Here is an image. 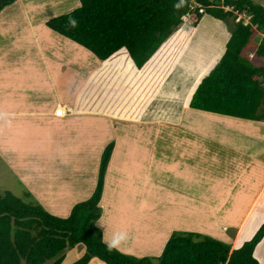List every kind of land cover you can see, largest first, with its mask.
<instances>
[{
  "label": "rangeland",
  "instance_id": "obj_1",
  "mask_svg": "<svg viewBox=\"0 0 264 264\" xmlns=\"http://www.w3.org/2000/svg\"><path fill=\"white\" fill-rule=\"evenodd\" d=\"M250 1L254 5L264 7V0ZM78 7V0H15L12 5L2 9L0 13L6 9H14V11L13 14L9 16L8 20H6L3 24V27H0V68L2 70H15L21 78V76L24 77L28 70H31L35 67V65L37 66L35 59L37 55L40 54L48 58L50 63L44 61V69L48 71L50 66L53 68L55 64H60L61 55H66L69 57L68 67L71 70L70 74L75 75L79 71V67L75 66L73 67V70L71 69L73 65L72 50L74 48L77 50L80 47L68 40L56 36V34L54 35L50 33L45 29V27H43V25L40 26L39 22H43L45 20L49 21L51 19L70 14ZM17 10H20L21 14L28 13L29 18L33 19L31 23H33L34 27L40 26L41 30L38 31L37 37L39 42L41 40L43 41H41V45H38V48L34 47L38 44V42L31 40L33 38L30 30L31 24L26 23V19L23 16H20L18 13L19 11ZM226 10H228V8H226ZM30 12L34 15L29 14ZM234 15L235 18H233V21L228 20L226 23H223L224 25H221L224 29L227 28L225 30L226 33L223 31L218 33L215 32L217 28H215L214 25L217 23L210 17H204L202 19L203 25L201 29L197 32L194 31L195 33H193L192 37H188L184 34H176L170 39L168 45L166 47L164 46L165 48H163L159 54V56L164 59V64L168 65V67L164 69L165 72L168 71V73H171V68L169 66L170 60L175 61L177 58L176 54L183 53L180 60L178 58L175 61L176 65L174 63V74L172 76L169 75L170 77L168 76L169 78L167 77L165 79L166 82L163 85L162 82L164 80L162 81L161 78L163 75L165 76L166 73L162 75L153 74L155 75L153 82L157 84L161 83L162 86L160 89V97L168 100L169 98H173L175 94L180 98L186 99L194 88L195 83L201 80L204 76L212 73L213 69L218 65L225 52L229 35L231 36L232 31L236 28L234 21L237 23L236 19H240L245 25L250 22L249 18L245 16L238 15L235 12ZM36 19L39 22H36ZM187 19V16L183 19L184 29L189 35L195 27L193 23L187 21ZM187 28L191 29L187 31ZM187 37L189 38L188 41ZM262 37L263 35L257 33L254 40L250 42L247 49V53L250 54L248 56L249 59L254 57L253 53ZM186 41L189 44L185 45ZM182 45L185 46L183 47ZM29 49L33 51V55L27 59L25 55L28 54ZM80 52L82 57L88 56L86 61H84L81 66V88L87 84L89 78L96 77L93 76L95 71L98 73L108 74L110 77L108 80H105L108 81V83L113 80V76H116V80L113 81L115 84L112 87H109V84H107L105 90L109 88L113 89L115 86L120 85V83L124 88H130L131 77L135 74V68L129 61L124 62L118 60L111 67H101L94 55L87 53L81 48ZM215 56L217 57L213 61ZM183 60H188V64L186 61L183 62ZM94 66L97 67V70L95 71L92 70ZM154 67L155 64L152 63L147 66V69L152 70ZM116 68L121 69V72L118 70L115 74H113V71ZM130 71H132L131 74ZM185 71H188L187 75L185 74ZM124 73L128 77L126 80L122 78ZM150 80L151 79H147L146 84L148 87L150 86L149 90L152 91L154 89V84L149 82ZM133 83H136V81L134 82L133 80ZM65 87H67V85ZM135 89L138 91L137 87H135ZM145 89L148 90L147 88ZM39 91L45 92L46 90L40 89ZM115 99L118 101L119 96L115 97ZM159 100H154L150 104V106L145 110L143 118L140 117L137 123L126 120L129 114L127 110H121V112L118 110H111V117L113 120L106 119L109 123L101 124L102 121L105 122L103 115V118L96 117V120L91 119V123L88 121L83 122L82 124L77 122L75 123L74 128L65 130L64 136H61V134L56 131V126H51L47 129L45 126L41 127V130H39L41 135L37 138L38 140L34 143V146H30L32 149L30 152V148L28 149V146L23 147L22 149H16L14 148L15 145L10 143L8 148L9 150L7 152L4 151L0 153V195L9 192L28 205H40L48 212H50L48 209H51V211L54 212L53 215L57 217L68 218L71 212H67V210L73 205L74 200L69 199L71 201L70 204L62 206L61 208L54 206L55 204H45L48 199L46 198L45 193L43 194V192H41L40 186H43V184L41 183V178L36 177L35 172L36 170H39L43 160L45 159V154H50L52 157L56 158L53 164H57L59 161L65 162L64 159H57V154L66 150L63 148L65 143H71L68 141L69 134L73 139L75 134L78 132V128L80 127L81 129V127L84 126L82 129L90 130V140L89 142H86V145H89L91 150H100L101 155L104 149L111 142L115 143V146L120 143V150H116L119 151L118 159H116V169H114L113 172H108L110 168L109 163L107 166L104 179L106 193L100 203L101 221L97 224V226H101L102 228L108 226L112 229L110 237L108 236V240L112 238L114 233L121 232L123 229L131 230L129 225H125L119 222V220L126 218L131 211L135 210V206H133L134 201L122 200L136 199L137 195L140 199H144L145 201H151L154 197L158 198V195L160 194L157 190L162 188V181L160 179L169 178L163 197L155 200L151 205L145 207V210L150 212V219H148L147 222L153 224L157 228L156 231L154 230V227H150L148 230L144 228L138 234H136V232H132L131 234L127 233V240L133 244V247L136 250L120 246L119 250L122 254L139 259L148 258L152 260L153 264H158V260L174 232L197 233L232 246L233 243L231 241H233L235 237L234 234L237 231L236 229H233L231 225L237 226L240 224L243 217H245V214L249 211V209H251L255 193L254 189L249 191V189L246 190L245 187H242L245 192V200L244 202H239L234 205V202L241 200L238 199V195L233 192V190L227 191L230 183H227L225 180H220L219 182L213 180L203 181L202 186H198L193 182L186 183L184 180H187L190 177V174L179 172L170 162L169 156L174 153L175 143L166 137L165 131L167 130L160 134L158 141L154 140V136L159 133V129L156 126L158 123L156 122L163 118L164 114H169V119H171L170 122L174 124V121L179 118L178 114L183 109H186V107L184 105V101L176 100L177 107L175 108H177V110L175 111V116H173L171 114L172 112L167 111L170 104L166 102L160 103ZM112 102L113 100L109 99V104H107L106 107L110 106ZM124 104L125 107H127L129 102ZM101 112H99L98 115H100ZM187 113L191 116L190 121L192 124L201 125V122L205 121V115L199 112L189 109ZM92 121L95 123H92ZM140 121L147 122V125L142 124L141 127L143 130H139V125L142 123ZM242 122L245 121L242 120ZM257 124L258 123H254L252 126H256L257 128L259 126L262 132H257L255 127H251L250 130L243 129L240 131V134L232 133L231 135V132L228 131L230 133H227V137H229L230 143H234L237 147L250 145L253 140V138H251L253 132L257 133V135L264 136V126L259 124L257 126ZM110 126H112V129H110ZM162 128H166V125ZM35 129L37 130L38 126H36ZM233 135H237V139L231 137ZM144 136L149 139H146ZM24 138H26V136ZM54 139L55 141L52 142ZM80 145L84 146L85 143ZM140 145L142 146V150H147L150 151V153H153V157L140 158V153L138 152L140 150ZM257 145L263 147L260 148L259 152L264 153L263 138L257 140ZM120 152L122 153V156H129L130 159L127 165L124 163L126 168L123 170L120 166V163L123 160L120 158L122 157L120 156ZM23 153L26 154V156ZM225 153L226 149L223 153H219L220 155L219 157H216V162L226 164L230 167V175L228 176V179L231 180L234 178L235 174H240V170L245 169L243 162L244 157H231ZM241 153L243 152L241 151L240 154ZM46 160L48 163L53 162L50 159ZM130 161L134 163V166L130 165ZM98 169H96L95 172L96 183L98 179ZM177 180H183L184 184L181 182L176 183ZM137 182L144 185L138 186ZM189 185L192 187H188ZM234 185L236 186V184ZM154 190L157 192H154ZM238 191L240 192L241 189ZM79 193L83 192L79 191ZM199 193L207 203L201 200L198 196ZM65 197L67 198L66 195ZM76 197L80 200L83 197V194L77 195ZM180 198L185 200H194L197 204L196 207L200 206L202 203L207 204L208 207L207 209L204 207L202 208V217L197 216L196 208H193L192 214L188 215L189 208L178 200ZM117 201H121V205H119ZM81 202H83V200H81ZM160 202L164 203L162 204ZM76 204L77 203H74L71 209H73ZM157 204L158 208H155L157 210V214L154 216L151 211ZM261 205L262 203L256 206L255 210H252V212H254L253 215L257 216L256 218L255 216L250 217L245 233L243 236L241 235L242 237L237 242V246L240 247L244 243L249 242L264 224V214L261 215ZM179 219L183 220V225L179 224L183 227L182 230H179L176 227V225H178L177 223H179ZM254 219H258L255 224L259 225V227H252ZM112 220H114V223ZM137 223L138 221H135L134 225H137ZM146 235L151 237L147 239L145 238ZM166 236L168 237L164 241ZM161 243H163L164 248L162 252H159L158 254V248ZM151 245H156L154 250H151V247H149ZM85 252L86 251L83 246H77L71 252L68 251L65 255L66 259L64 264H73L77 262L85 255ZM131 253H137L138 255L143 256L135 257ZM51 263L52 261L46 264ZM89 264L103 263L98 259L93 258Z\"/></svg>",
  "mask_w": 264,
  "mask_h": 264
},
{
  "label": "trees",
  "instance_id": "obj_2",
  "mask_svg": "<svg viewBox=\"0 0 264 264\" xmlns=\"http://www.w3.org/2000/svg\"><path fill=\"white\" fill-rule=\"evenodd\" d=\"M78 1L79 7L72 13L47 21V29L94 55L101 67L116 60L129 61L138 73L152 63L156 65L155 59L174 35L192 37L205 16L220 23L233 21L234 12L249 18L247 25L234 21L236 28L220 62L211 74L195 83L185 99V106L195 111L264 123V7L250 0ZM193 1L206 15L199 13ZM14 2L0 0V11ZM186 16L195 27L189 35L184 29ZM257 33L263 37L254 57L249 59L247 49ZM186 44L189 43L186 41ZM149 71L153 75L155 69ZM113 149L111 142L101 155L91 197L76 204L68 218L56 217L40 205H28L9 192L0 195V264L50 261L64 264L66 253L77 246H83L86 252L73 264H89L93 258L103 264H153L148 258H134L116 249L109 251L103 232L97 226ZM263 239L264 224L249 242L236 250L197 233L174 232L158 264H259L253 253Z\"/></svg>",
  "mask_w": 264,
  "mask_h": 264
},
{
  "label": "crops",
  "instance_id": "obj_3",
  "mask_svg": "<svg viewBox=\"0 0 264 264\" xmlns=\"http://www.w3.org/2000/svg\"><path fill=\"white\" fill-rule=\"evenodd\" d=\"M13 11L14 9H6L0 13V27H3V24L6 22V20H8L9 16L13 14ZM17 11H19L18 13L20 14V16H23L26 19V23L31 24L30 30L33 35V38L31 40L38 42V44L34 46L38 48V45H41V41H43L40 39L41 41L39 42V39L37 37L38 31L41 30L40 26L42 25L47 31H49L45 26V23L47 21L45 20L43 22H39L36 19V22H39L40 26L34 27L33 23H31L33 19L29 18L28 13L21 14L20 10ZM29 14L32 13L30 12ZM213 21L217 23L216 25H214V27L217 28L215 32H225L227 28L224 29L221 26L224 25L223 23H220L216 20ZM202 25L203 22L201 21V23L196 27L195 32L201 29ZM230 37L231 36L229 35L228 38L230 39ZM188 39L189 38L187 37V41ZM182 46L184 47L185 45ZM182 53L176 54V60L178 58L180 60ZM72 54L73 65L71 69L73 70V67L75 66L79 67V71L75 75L70 74L71 70L68 67L69 57L66 55H61L60 64H55L53 68L52 66H50L49 71L44 69V61L49 62L48 58L40 54L37 55V57L35 58L37 66L35 65V67H33L31 70H28V72L25 73L24 77L21 76V78L19 74L15 72V70H2L0 68V153L4 151L7 152L9 150L8 148L10 146V143H13L15 145L14 148L16 149H22L23 147L28 146V149L30 148L29 152L32 151L30 146H34V143L38 140L37 138L41 135L39 130H41V127L44 126L46 127V129L51 126H56V131L60 133L61 136H64L65 130L74 128L75 123L77 122L82 124L86 121L90 122L91 119L96 120V117H104L105 122L102 121L101 124L109 123L106 119H112L111 110H118L120 112L121 110H127L129 114L126 120L137 123L140 117L143 118V114L145 110L150 106V104L154 100H159L160 89L162 87L161 83L157 84L153 82L155 75H151L152 72L149 71L147 67L140 73H138L139 71L134 70L135 74H133V77H131L130 88H124L120 83V85L115 86V88L113 89L109 88L105 90L107 84H109V87H112L115 84L113 81L116 80V76H113V80L108 83V81L105 80H108L110 76L106 73H98L97 71H95L97 70V67L94 66V68L92 69L95 71L93 76L96 77L89 78L87 84L81 88V66L83 65L82 63L86 61L88 56L82 57L80 48H78L77 50L76 48H74L72 50ZM31 55H33V51L29 49L28 54L25 55V57H27L28 59ZM216 57L217 56L214 57L213 61L216 59ZM157 58L155 59L157 63L153 70L155 69L154 74L158 75L166 73L165 76L163 75L161 78L162 81L164 80L163 82L161 81L163 85L166 82L165 79L169 75L172 76L174 74L175 66H173V64L176 60H170L169 66L171 68V73H168V71L165 72L164 70L166 67H168L167 64H164V59L160 57L159 60H157ZM117 61L118 60L112 62L106 67L113 66ZM184 61H186V63L188 62V60H183V62ZM159 67H161L160 70L158 69ZM118 70L119 72H121V69L116 68L113 71V74H115V72H117ZM131 73L132 71H130V74ZM185 74L187 75L188 71H185ZM122 78L126 80L128 77L124 73ZM147 79H151L149 82H152L154 84V89L152 91L149 90L150 86L148 87L146 84ZM133 80L134 82L136 81V83H133ZM66 85L67 87H65ZM135 87L138 88V91L135 89ZM145 88H147L148 90H146ZM40 89L46 91L41 92L39 91ZM118 96L119 99L117 101L115 97ZM109 99L113 100V102L110 106L106 107V105L109 104ZM184 99L185 98H180L174 94V97L169 98L168 100L160 97L159 102H166L170 104V106H168L167 108V111L172 112L171 114L175 116V111L177 110V108H175L177 107L176 100L184 101ZM127 102H129V104L127 105V107H125L124 103ZM181 104L183 105L182 102ZM58 109H63L65 115L60 117L56 116L55 112ZM187 111H189L187 107L186 109H183L178 114L179 118H177L176 120L174 119V124L170 122L171 119H169V114H164L163 118L156 122L158 123L156 124V126L159 129V133L154 136V140L158 141L160 134L163 131L167 130L165 131L166 137L170 141H173L175 143L174 153L170 154L169 156L170 162L172 166L179 172L190 174V177L187 180H184L186 183L193 182L198 186H202L203 181L213 180L219 182L220 180H225L227 183H230L227 191L233 190V192L238 195V199L241 200H237L236 202H234V205L239 202H244L245 200V192L242 187H245L246 190L249 189V191L251 189H254L255 193L251 209H249V211L245 214V217H243L240 224H238L237 226L231 225V227L233 229H236L237 232L234 234L235 237L233 241H231L233 245H230V247L231 250H236L241 247L237 246V242L244 235L246 226L250 221V217L255 216L256 218L257 216L253 215L254 212H252V210H255V207L262 203L261 215L264 214V153L259 152L260 148L263 147L257 145V140L262 138L264 139V136L257 135V133L253 132L251 137L253 138V140L250 145L237 147L236 145H234V143H230L229 137H227V133L231 132V135L232 133L240 134V131H242L243 129L250 130L251 127H255L257 132H262L258 124L264 126V123H258L257 128L256 126H252L257 122H242V120L240 119L196 111L205 115L206 117L205 121L201 122V125H196L192 124V122L190 121L191 116L188 115ZM99 112H101L100 115H98ZM140 122L142 123H140L139 125V130H143L141 126L142 124L147 125V122ZM92 123L95 122L92 121ZM164 125H166V128H162ZM36 126H38L37 130L35 129ZM82 128H84V126L81 127V129L80 127L78 128V132L75 134L73 139L69 134L68 141L71 143H65L63 145V148L66 150H63L57 154V159H64L65 162L59 161L57 162V164H53L56 158L52 157L50 154H45V159L43 160L39 170H36L35 172L36 177L41 178V183L43 184V186H40L41 192H43V194L45 193L46 198L48 199L45 203L47 205L55 204L54 206L61 208L62 206L70 204L71 201L69 199L74 200L73 205L74 203L78 204L81 202V200L85 201L90 198L92 193L94 192V188L96 186L95 172L96 169L99 168L101 151L91 150L90 146L86 145V142H89L90 140V130ZM110 129H112V126H110ZM25 136L26 138H24ZM144 137L146 139H149L146 136ZM231 137L237 139V135H233ZM54 141L55 139L52 142ZM84 143V146L80 145ZM117 149L120 150V143L116 144V146L114 143V149L111 154V160L109 162L110 168L108 172H113L114 169H116V159H118L119 153V151H116ZM139 149L140 150L138 152L140 153V158L153 157V153H150V151L147 150H142L141 145L139 146ZM225 149V154L228 156L244 157L243 162L245 169L240 170V174H235L234 178L231 180L228 179V176L230 175V167L226 164L216 162V157H219V153H223ZM241 151L243 152L241 153L242 155L240 154ZM24 155L26 156V154ZM120 156H122L121 152ZM120 158L124 160H122L120 163V166L123 170L126 168V166H124V163H126L127 165L130 159L129 156H122ZM46 159H50L53 162L48 163ZM130 165L134 166V163L130 161ZM160 180L162 181V188L157 190L160 194L158 195V198L154 197L151 201H145L144 199H140L137 195L136 199L122 200L134 201L133 206H135V210L131 211L126 216L127 219L124 218L122 220H119V222L125 225H129L131 229H123L121 232L130 234L132 232H136V234H138L144 228L148 230L150 227H154V230L156 231L157 228L153 224L147 222V220L150 219V212L146 211L145 207L151 205L155 200L161 199L165 194V187L169 178ZM184 181L177 180L176 183L181 182L184 184ZM233 183L236 184V186ZM137 185L143 186L144 184H140L137 182ZM188 187L192 186L189 185ZM239 189H241L240 192L238 191ZM79 191L83 193H79ZM157 191L154 190V192ZM105 193L106 190L103 193V197ZM80 194H83V197L78 200L76 196ZM65 195L67 196V198L65 197ZM195 196H199L201 200L206 202L202 198L200 193L198 196ZM178 200L189 208L188 215L192 214L193 208H196L197 216L202 217V208L204 207L205 209H207L208 207L207 204L203 203L200 204V206L196 207L197 204L192 199L185 200L183 198H180ZM117 203L121 205V201H117ZM160 203L163 204L164 202ZM71 207H69L67 212H71ZM156 207L158 208V204L151 211L154 216H156L157 214V210L155 209ZM48 210L50 211V214H54L51 209ZM258 219H254V224L252 223V227H259V225L255 224ZM112 221L114 223V220ZM135 221H138L137 225H134ZM177 224L178 225H176V227L179 230H182L183 227L179 224L183 225V220L179 219V223ZM99 228L103 232L104 242L108 241V236L110 237L112 229H110L108 226H105L104 228L99 226ZM149 237L151 236H145V238L147 239H149ZM167 237L168 236L165 237L164 241L167 239ZM156 245H151L149 247H151V250H154ZM121 246L134 249L133 244L128 240L122 243ZM163 248L164 245L163 243H161L160 247L158 248V254L159 252H162ZM116 250L121 253L119 249ZM131 254L135 257L143 256L138 255L137 253ZM253 257L259 262V264H264V239L255 248Z\"/></svg>",
  "mask_w": 264,
  "mask_h": 264
},
{
  "label": "clouds",
  "instance_id": "obj_4",
  "mask_svg": "<svg viewBox=\"0 0 264 264\" xmlns=\"http://www.w3.org/2000/svg\"><path fill=\"white\" fill-rule=\"evenodd\" d=\"M193 6L197 8V4L193 1ZM202 15V14H201ZM206 15L205 13L202 15ZM73 26H75V21H72ZM128 239V235L126 232H117L114 233L112 238L108 241H105L107 248L109 251L114 249H119L122 243L126 242Z\"/></svg>",
  "mask_w": 264,
  "mask_h": 264
},
{
  "label": "built area",
  "instance_id": "obj_5",
  "mask_svg": "<svg viewBox=\"0 0 264 264\" xmlns=\"http://www.w3.org/2000/svg\"><path fill=\"white\" fill-rule=\"evenodd\" d=\"M197 8H199V13L203 15V14H204V10H203V8H201L199 5H197ZM225 10H226V8H225ZM228 10H229V9H228ZM228 10H227V11H228ZM236 21H237V22H240L241 20H240V19H236ZM55 115H56V116H59V117H60V116H64V115H65V112L63 111V109H58V110L55 112Z\"/></svg>",
  "mask_w": 264,
  "mask_h": 264
}]
</instances>
